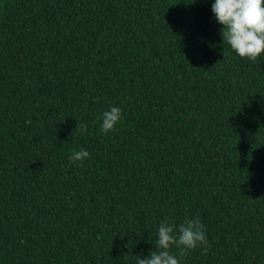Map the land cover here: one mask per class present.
<instances>
[{
  "label": "trees",
  "instance_id": "obj_1",
  "mask_svg": "<svg viewBox=\"0 0 264 264\" xmlns=\"http://www.w3.org/2000/svg\"><path fill=\"white\" fill-rule=\"evenodd\" d=\"M213 2L0 0V264H135L197 216L181 264H264V56Z\"/></svg>",
  "mask_w": 264,
  "mask_h": 264
},
{
  "label": "clouds",
  "instance_id": "obj_2",
  "mask_svg": "<svg viewBox=\"0 0 264 264\" xmlns=\"http://www.w3.org/2000/svg\"><path fill=\"white\" fill-rule=\"evenodd\" d=\"M211 11L221 26L223 44L239 58L255 62L264 56V0H214ZM99 119L103 134L113 132L122 119L121 109L111 107L102 112ZM78 127L85 133L88 126L79 124ZM89 156L88 151L81 149L73 152L69 159L83 166ZM149 241L155 245V250H150L147 258L135 256V264H181L182 258L197 248L203 254L210 248L205 226L198 216L185 217L178 226L165 219L158 225L156 238L153 240L150 234Z\"/></svg>",
  "mask_w": 264,
  "mask_h": 264
}]
</instances>
